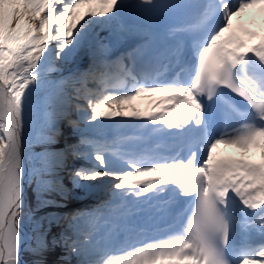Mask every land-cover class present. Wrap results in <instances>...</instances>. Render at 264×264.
<instances>
[{"label": "snow or ice", "instance_id": "snow-or-ice-1", "mask_svg": "<svg viewBox=\"0 0 264 264\" xmlns=\"http://www.w3.org/2000/svg\"><path fill=\"white\" fill-rule=\"evenodd\" d=\"M256 6L264 0H0V264H49L59 243L75 264H264V24L242 22ZM130 37L141 39L118 47ZM84 57L85 71L48 79ZM159 92L167 108L131 104ZM65 121L80 140L59 149ZM163 139L187 155L156 151ZM221 144L258 148L260 162L214 160ZM70 158L86 165L70 169ZM98 183L107 214H39L50 203L40 193L66 201Z\"/></svg>", "mask_w": 264, "mask_h": 264}, {"label": "rangeland", "instance_id": "rangeland-1", "mask_svg": "<svg viewBox=\"0 0 264 264\" xmlns=\"http://www.w3.org/2000/svg\"><path fill=\"white\" fill-rule=\"evenodd\" d=\"M99 31V30H98ZM101 32H103V35H101V33H100V35L103 37V36H105V35H107L108 34V32H107V30L105 29V30H102ZM123 41V40H122ZM122 41L120 42V44L119 45H121L122 44ZM105 42H107V41H105ZM85 59H87L88 60V58L87 57H84ZM87 64H88V61H85L80 67H77L76 65H75V63H72V64H69V65H64V66H61L58 62H57V64L55 65V67L56 68H58V69H60L59 71H52V72H49V73H51L52 75L51 76H49L48 77V79L49 80H59V79H62L63 77H67V76H69L70 74H72V72H76L78 69H81L82 67H84L85 68V70L87 69ZM86 66V67H85ZM84 70V71H85ZM80 71V70H79ZM71 85L69 84L68 85V87H70ZM38 94H42V93H38ZM146 95V94H145ZM145 95H143V96H141V97H137V101L141 104V99H143V97L145 96ZM84 102V101H83ZM131 104L138 110V111H140V110H142L141 109V107H142V104L140 105V106H138V104L136 105V100H133V101H131ZM63 124H67V122L65 121V122H63L62 124H61V126L63 125ZM60 126V127H61ZM69 127V126H68ZM81 127H83V125H81ZM69 129V128H68ZM61 130H62V132L63 131H65L64 130V126H63V128L61 127ZM84 136L85 137H89V139L88 140H91L90 138H92V140L91 141H99V139L100 140H102L103 139V137H101L99 134H97V133H93V132H90V131H88L87 129H85L84 130ZM66 138H68V139H70V140H72L73 141V144L72 145H76V144H78L79 143V140H80V136L78 135V134H75V133H73L72 131L66 136ZM96 140H95V139ZM59 142H60V140H59ZM221 145H219V147H220ZM229 147H231V148H233V150H235L236 152H238V153H244L241 149H239V148H237V147H235V146H231V145H228ZM55 147L56 148H59V149H62V147H60L59 146V144L57 143L56 145H55ZM84 148H86L87 146H83ZM244 154H248V155H257V156H259L261 153L259 152V153H257V152H255V148H252L248 153H244ZM68 163H69V166H70V169L72 168V167H81V166H85L86 165V162L84 161V160H82V159H72V158H70L69 159V161H68ZM64 175H65V184L68 186V187H71V185H70V183H69V181H68V179H67V173H64ZM141 178H143V177H141ZM78 191V192H77ZM103 194V196H101ZM40 195V197H43V196H51V197H53V198H56L57 196H59V194H58V192H56V191H46V192H42V193H40L39 194ZM94 195H96L95 196V198H93L94 199V201L89 205V206H87V207H91V206H93V205H101V206H104V208H103V210L101 211V212H103V213H105V214H107L109 211H110V209H108L107 207H105V204H106V202H108L110 199H111V197H110V193L108 192V190H107V187L105 186V187H103V183H98L96 186H94V187H87V188H81V189H75V190H73L72 191V193H71V196H70V199H67L66 201L65 200H62V199H60V198H56L57 200H53L50 204H48L47 205V207H44L41 211H40V215L41 214H43V213H45V212H47V211H49V210H51V211H54L55 213L52 215V216H56V217H59V216H64V211L63 210H61L63 207H66V206H69V205H71V206H74V205H80V204H82L83 202H79V203H75V204H68L70 201H78V198H83L84 196H87V199H88V201L87 200H85L84 202H89V201H91V197L92 196H94ZM34 199H33V202L35 203V199L37 198V193L36 192H34ZM85 199V198H84ZM70 200V201H69ZM51 201V200H50ZM90 203V202H89ZM76 207H74V209H75ZM84 208L85 207H83V209H82V211L84 210ZM64 210H66V209H64ZM61 212V213H60ZM63 212V213H62ZM59 215V216H58ZM42 216V215H41ZM51 215H48L47 217H52ZM62 231V227H53L52 228V231H51V233H50V235H54L55 234V236H57L58 237V234L60 233ZM53 249H55L56 251H61V252H63V254H65L66 256H67V249L63 246V244L62 243H59V244H57ZM69 258H71V262H75V257H69ZM73 262V263H74Z\"/></svg>", "mask_w": 264, "mask_h": 264}, {"label": "bare ground", "instance_id": "bare-ground-1", "mask_svg": "<svg viewBox=\"0 0 264 264\" xmlns=\"http://www.w3.org/2000/svg\"><path fill=\"white\" fill-rule=\"evenodd\" d=\"M259 29H260V27H257V30H259ZM140 39H141V38H139V41H140ZM129 43H131V41H130L129 38H128V39H126V40H123V41H122V44H121V45H118V47L123 48V47H125L127 44H129ZM113 59H115V57H113ZM85 61H88V64H89V60L83 58V59L77 61L75 65H77V66L80 65V66H81ZM126 62H127V61H125V63H126ZM88 64H87V65H88ZM112 73H113L114 75L117 76V75L119 74V70L114 68V69H112ZM51 75H52V74L48 72L47 76L49 77V76H51ZM39 95H42V94H38V96H39ZM147 101H148L147 99H146V100H143V109H144V110H147V111H145V112H157V111H159V110L161 109V107H162V104H161V103H157V104H155L154 106H152V107H150V108H147ZM73 118H74V119H77L78 117H77V115H74ZM59 140H60V138H59ZM58 144L60 145L59 141H58ZM32 187H33L32 199H34V198H35V197H34V192H35V190H34V185H33ZM103 187H105L104 184H103ZM59 196H60V195H59ZM59 196H57L56 198H59ZM101 196H103V194H102ZM84 198H87V196L83 197L82 199H84ZM165 199H167L166 196H165ZM69 204H71V203H69ZM72 204H73V203H72ZM71 208H72V206L69 205V206L63 207L61 210H64V209H66V210H70ZM62 213H63V212H62ZM63 214H65V212H64ZM55 252H57V251H56L55 249H53V250L51 251V253L48 254V255L46 256V259H47V261L49 262V264H52V260H53L54 257H55Z\"/></svg>", "mask_w": 264, "mask_h": 264}, {"label": "trees", "instance_id": "trees-1", "mask_svg": "<svg viewBox=\"0 0 264 264\" xmlns=\"http://www.w3.org/2000/svg\"><path fill=\"white\" fill-rule=\"evenodd\" d=\"M99 31H100L101 35H103V32H101L102 30H99ZM84 70H85V68H82L80 71H84ZM85 138L86 139H89V137H85ZM90 139L92 140V138H90ZM41 198L44 199V200H46V201H49L50 203L52 202V201L48 200L47 198H43V197H41ZM36 199H35V201H36ZM103 208H104V206H101V205L100 206L99 205H93L91 207H85L83 211L89 212V211H93L95 209H99L100 211H102ZM54 213H55L54 211L49 210V211H47V212H45V213H43L41 215L47 217L48 215H51L52 216Z\"/></svg>", "mask_w": 264, "mask_h": 264}]
</instances>
